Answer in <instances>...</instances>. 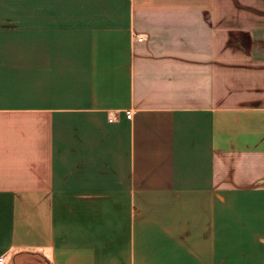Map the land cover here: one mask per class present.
<instances>
[{
	"label": "crops",
	"instance_id": "1",
	"mask_svg": "<svg viewBox=\"0 0 264 264\" xmlns=\"http://www.w3.org/2000/svg\"><path fill=\"white\" fill-rule=\"evenodd\" d=\"M2 255L264 264V0H0Z\"/></svg>",
	"mask_w": 264,
	"mask_h": 264
},
{
	"label": "built area",
	"instance_id": "2",
	"mask_svg": "<svg viewBox=\"0 0 264 264\" xmlns=\"http://www.w3.org/2000/svg\"><path fill=\"white\" fill-rule=\"evenodd\" d=\"M126 117L127 118H130L131 116H132V112H131V110H126ZM5 260V257L2 255V256H0V264H4V261Z\"/></svg>",
	"mask_w": 264,
	"mask_h": 264
}]
</instances>
